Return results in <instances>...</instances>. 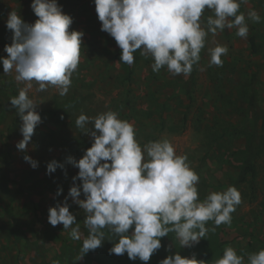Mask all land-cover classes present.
Returning <instances> with one entry per match:
<instances>
[{"label": "rangeland", "instance_id": "rangeland-1", "mask_svg": "<svg viewBox=\"0 0 264 264\" xmlns=\"http://www.w3.org/2000/svg\"><path fill=\"white\" fill-rule=\"evenodd\" d=\"M31 3L32 0H0V58H7L5 45L12 43L13 32L6 27L9 13L16 11L24 22L34 23L38 17ZM57 3L72 18L69 31L84 34L79 64L64 96L54 86L37 91L38 84L32 82L28 95L37 104L35 111L42 122L34 130L27 151L16 147L23 139L22 121L10 103V98L17 96L25 84L15 80L14 70L5 74L0 63V146L6 144L12 158L7 163L8 155L0 156V167L4 169L0 175L9 172L18 181L10 183L7 192H0V264H159L177 252L182 257L195 255L197 260L212 264L228 246L248 264L249 254L264 249V0H248L241 5L249 27L246 39L237 36L236 29L226 28L215 36L209 33L200 61L187 77L173 76L166 67L153 72V59L142 56L140 50L133 54L132 65L122 63V50L113 37L101 30L94 0ZM250 9L260 15L259 23L247 19ZM211 15V10L205 9L202 26H206ZM251 35L256 36L259 45L255 53L249 43ZM217 43L226 45L228 53L221 57L222 66H209L208 48ZM252 92L255 106L249 105ZM108 110L134 126L141 146L166 138L177 154L186 155L199 176L201 200L211 191L236 187L241 203L231 214V224L216 226L207 222L206 227L215 231L210 230L192 247H181L176 234L170 232L160 238L161 248L148 262L131 260L127 253L110 254L118 238L104 229L106 238L102 245L79 259L83 239L88 235L86 213L74 203L69 190L72 186L81 187L79 199L85 196L82 181L73 179L79 169L68 158H82L93 138L75 121L80 114L94 117ZM248 133H255L256 169L247 182L238 185L235 182L248 152ZM64 137L72 143L65 144ZM25 155L38 162L35 169L24 160ZM53 160L64 167L49 174L47 164ZM21 184L30 187V191L22 190ZM65 202L79 224V240L72 239L70 229L64 231L62 224L52 226L48 222L49 208ZM33 206L37 207L36 213ZM132 231L130 228L128 234Z\"/></svg>", "mask_w": 264, "mask_h": 264}, {"label": "clouds", "instance_id": "clouds-1", "mask_svg": "<svg viewBox=\"0 0 264 264\" xmlns=\"http://www.w3.org/2000/svg\"><path fill=\"white\" fill-rule=\"evenodd\" d=\"M101 30L114 38L122 50V63L132 65L134 53L140 50L144 57L154 61L153 72L166 67L173 76L191 74L200 61L209 33L236 29V35L246 39L249 27L246 16L240 11L248 0H94ZM31 8L38 19L26 23L16 11H11L6 27L13 32L12 43L5 45L7 58H0L5 74L15 71V80L24 83L17 96L10 98L22 124L21 139L16 147L27 151L34 130L42 122L35 111L37 105L28 95L32 82L37 91L54 86L59 95L68 93L72 74L76 71L83 32L69 31L72 18L63 13L57 0H32ZM205 9L211 10L206 26L201 17ZM247 19L261 21L254 9ZM226 45L215 44L208 48L209 66H222ZM78 128L90 134L93 143L78 161H68L78 168L73 179L82 181L85 199H79L81 187L72 186L69 196L86 213L84 225L88 235L83 239L81 259L105 240L107 229L118 241L110 254L127 256L131 260L148 262L161 248L162 237L176 234L181 247L198 244L215 228L206 227L212 221L216 226L231 224L232 213L241 203V194L234 186L224 191H211L203 200L199 198L198 174L190 167L186 155L176 153L166 138L149 141L143 146L136 139L134 126L108 110L94 117L80 114L75 121ZM91 124V128L86 125ZM32 168L38 162L25 155ZM57 167L53 160L47 172ZM61 190H58L60 193ZM48 222L70 229L74 240L81 239L76 217L69 211L67 202L50 207ZM76 227H72L73 225ZM133 229L129 235V229ZM248 264H264V249L248 255ZM159 264H209L204 260L182 257L178 252ZM212 264H244V257L228 246L223 255Z\"/></svg>", "mask_w": 264, "mask_h": 264}, {"label": "trees", "instance_id": "trees-1", "mask_svg": "<svg viewBox=\"0 0 264 264\" xmlns=\"http://www.w3.org/2000/svg\"><path fill=\"white\" fill-rule=\"evenodd\" d=\"M249 43H250V47H251V50L252 52H257L259 50V45L256 41V36L255 35H251L250 38H249ZM15 93V91L13 92ZM255 94L254 92H252L249 96V105L250 106H255ZM254 134L255 133H248L246 135V138H247V156H246V160L244 161V165H243V169L241 170L240 172V175L238 177V179L236 180V184H242V183H245L249 180L250 177H252L254 174H255V169H256V164L254 162V152L256 147L255 145H253V142H254ZM64 143L69 145L70 144V139L64 137ZM72 143V141H71ZM4 147V148H3ZM1 147L0 146V156L1 157H5L8 155V151H7V147H6V144ZM12 160L11 156L8 155L7 156V159H6V162H10ZM4 169L2 167H0V172H3ZM18 182L16 179L12 178L10 175H9V172H6V173H2L0 175V192H7L10 188V183H16ZM21 189L22 190H28L30 191V187H26V185H23L21 184L20 185ZM41 192V191H40ZM33 209H34V213L37 212V207H34L33 206ZM5 227L6 225L4 223H2L1 225V228L2 230H5ZM13 230V228H12ZM15 230V229H14Z\"/></svg>", "mask_w": 264, "mask_h": 264}]
</instances>
